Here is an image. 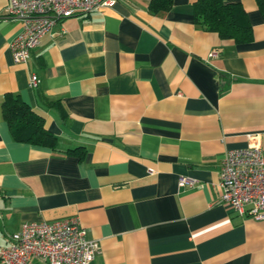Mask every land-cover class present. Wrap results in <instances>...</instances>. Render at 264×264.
<instances>
[{
  "label": "crops",
  "instance_id": "1",
  "mask_svg": "<svg viewBox=\"0 0 264 264\" xmlns=\"http://www.w3.org/2000/svg\"><path fill=\"white\" fill-rule=\"evenodd\" d=\"M195 1L151 13L150 0H116L58 21L15 63L23 27L0 0V245L23 223L76 217L99 244L89 264H264V221L219 187L226 150L257 134L264 152V18L256 0H225L252 26L236 44L194 24ZM6 93L55 149L12 137Z\"/></svg>",
  "mask_w": 264,
  "mask_h": 264
},
{
  "label": "built area",
  "instance_id": "2",
  "mask_svg": "<svg viewBox=\"0 0 264 264\" xmlns=\"http://www.w3.org/2000/svg\"><path fill=\"white\" fill-rule=\"evenodd\" d=\"M116 0H9L5 16L22 23V32L10 44L15 63H26L31 51L60 20L111 7ZM212 53L211 55H214ZM31 86L39 79L29 78ZM180 186L191 185L186 177ZM220 201L240 216L264 221V152L259 135L248 144L226 150L219 173ZM99 244L89 239L76 217L23 223L0 245L1 264H89Z\"/></svg>",
  "mask_w": 264,
  "mask_h": 264
},
{
  "label": "trees",
  "instance_id": "3",
  "mask_svg": "<svg viewBox=\"0 0 264 264\" xmlns=\"http://www.w3.org/2000/svg\"><path fill=\"white\" fill-rule=\"evenodd\" d=\"M256 3L264 18V0H256ZM171 6L172 0H150L148 9L151 13H158L169 10ZM193 20L196 26L216 32L222 39H232L236 44L248 43L253 39L252 26L240 3L196 0L193 4ZM1 108L3 118L16 141L55 149L56 136L44 128L42 117L17 95L6 93Z\"/></svg>",
  "mask_w": 264,
  "mask_h": 264
}]
</instances>
